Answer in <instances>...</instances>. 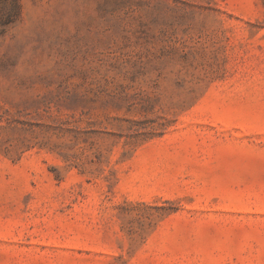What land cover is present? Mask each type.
Listing matches in <instances>:
<instances>
[{
    "label": "rangeland",
    "instance_id": "obj_1",
    "mask_svg": "<svg viewBox=\"0 0 264 264\" xmlns=\"http://www.w3.org/2000/svg\"><path fill=\"white\" fill-rule=\"evenodd\" d=\"M0 264H264V0H0Z\"/></svg>",
    "mask_w": 264,
    "mask_h": 264
}]
</instances>
